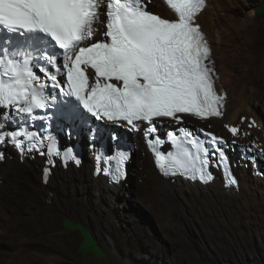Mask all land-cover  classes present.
I'll list each match as a JSON object with an SVG mask.
<instances>
[{
	"label": "snow or ice",
	"instance_id": "obj_1",
	"mask_svg": "<svg viewBox=\"0 0 264 264\" xmlns=\"http://www.w3.org/2000/svg\"><path fill=\"white\" fill-rule=\"evenodd\" d=\"M164 2L176 19L152 13L146 0H0V35L6 37L0 41V144L10 142L21 151L44 146L49 157L62 155L65 163L79 165L71 149L62 154L53 137L22 126L29 118L37 119L36 110L57 103L56 89L69 98L64 102L70 105L69 114L79 107L98 121H124L136 131L138 122H145L146 139L156 131L157 118L180 122L178 114L221 116L225 97L215 89L211 50L196 23L206 0ZM101 28L106 29L105 39L94 40ZM39 60L44 61L42 75L35 70ZM11 124L21 126L9 131ZM229 131L237 135L239 129ZM180 132L168 134L175 153L158 151L164 142L159 137L148 140L157 166L165 175L180 172L211 181L209 149L186 129ZM206 135L213 145L225 143ZM216 151L228 183L237 185L227 157L218 147ZM128 158L125 151L105 156L106 171L123 178Z\"/></svg>",
	"mask_w": 264,
	"mask_h": 264
},
{
	"label": "rangeland",
	"instance_id": "obj_2",
	"mask_svg": "<svg viewBox=\"0 0 264 264\" xmlns=\"http://www.w3.org/2000/svg\"><path fill=\"white\" fill-rule=\"evenodd\" d=\"M261 1L263 4L264 0ZM257 3L247 9L255 10L254 23L260 26L258 57L254 66L259 72L255 73L259 83L249 80L248 93L254 86H264L260 79V75H264V54L259 52L264 46V19L257 17L260 8ZM152 4L155 10L163 11L158 3ZM263 90L264 87V94ZM249 106L250 111L246 109L243 114L246 118L242 122L247 132L256 129L248 127L252 124L250 113L257 114L264 121L263 104L255 102ZM202 125L211 126L222 135H232L229 130L220 128L214 119ZM244 131L241 130L236 137L240 138L243 133L241 141L246 142ZM263 131L264 126L259 136L253 133L250 139L261 137ZM6 166L7 162L0 160V168ZM130 166L131 175L126 179V185L119 187L117 195H103L91 187L87 198L78 192L67 201L66 208L53 206L24 179L16 178L14 185L1 182L0 207L7 209L12 227H24V236L2 232L4 243L0 244V257L6 254L7 246H11L14 253L27 252L28 258L34 249L43 251L47 248L52 251L51 264H264L263 218L245 219L238 224L232 217L224 222L221 217L204 219L190 210H183L178 224L169 215V209L173 206L182 210V206L175 202L171 205L158 196L156 171L142 145ZM66 218L84 223L98 239L107 258L98 261L90 255H79L77 246L82 238L64 228ZM22 238L26 241L23 246Z\"/></svg>",
	"mask_w": 264,
	"mask_h": 264
},
{
	"label": "bare ground",
	"instance_id": "obj_3",
	"mask_svg": "<svg viewBox=\"0 0 264 264\" xmlns=\"http://www.w3.org/2000/svg\"><path fill=\"white\" fill-rule=\"evenodd\" d=\"M256 1L258 0H207V7L196 18V23L201 25V29L206 33L212 45L213 57L216 60L215 66L222 75L219 85L225 87L228 92L225 109H222L223 117L214 119L220 128L227 130L230 127H236L239 132L244 131L246 127L242 122L246 118L243 117L244 112H247L246 109L249 110L247 107L255 102L259 105L263 104L264 107V94L262 93L264 86H254L251 92L247 91L248 81L257 83L255 73H259L254 66L258 57L257 44L260 41V26L254 23L255 10L247 9L251 8L254 2L257 3ZM153 2L158 3L160 8H163V11L159 12L165 14L166 7L162 1L153 0ZM261 5L262 1L259 0L257 6ZM169 16L174 18L172 14ZM259 52L264 54V46ZM260 79L264 81L263 74L260 75ZM249 117L251 123L255 122L253 127L257 131L256 129L248 130L246 142L252 140L250 137L253 133L259 136L264 126V121L257 114L250 113ZM250 125L248 124V127ZM263 136L264 131L261 137L257 138L262 139ZM232 139L238 140L239 138L235 135ZM4 151L3 161L7 162L8 166L0 168V182L14 185L16 178L24 179L28 185L36 188L46 201H51L56 208L59 205L60 208H66L67 201L75 197L78 192L87 198L91 187H95L103 195L112 196L117 195L120 187L109 185L103 175L95 179L93 166L87 163L80 168L72 164L63 168L57 164L53 168L50 180L51 191L46 192L42 183L44 164L41 163V158L34 155L35 152L25 156L24 161L13 149L5 147L1 152ZM133 160L134 156L132 162ZM240 173V192H236L234 188L225 189L223 183L218 180L208 186H201L198 183L192 184L182 180L166 181L161 177L157 178L156 192L159 197L166 199L171 205L175 202L182 206V210L173 206L169 209V215L178 224L181 223L183 210L187 212L190 210L204 219L221 217L220 219L224 222H227L228 217H232L238 224L244 222L245 219L248 221L255 218L264 219V179L250 175L245 170H241ZM23 229L24 227H12L7 209L0 207L1 245L4 243L1 238L2 232L10 235L19 233L23 237ZM21 243L23 246L26 241L22 238ZM6 249V254L0 257V264H51L49 259L52 251L47 248L43 251L41 248L34 249L31 258L26 257L27 252L24 251L14 253L11 251V246H7ZM34 255L36 258H33Z\"/></svg>",
	"mask_w": 264,
	"mask_h": 264
},
{
	"label": "clouds",
	"instance_id": "obj_4",
	"mask_svg": "<svg viewBox=\"0 0 264 264\" xmlns=\"http://www.w3.org/2000/svg\"><path fill=\"white\" fill-rule=\"evenodd\" d=\"M151 1L153 2V0ZM161 1L164 5H166L163 0ZM152 2L149 3V8L151 11L158 13L162 15L163 17H167V18L171 17L169 16V14H172V13L167 8L164 11L165 14H162L158 10H155V8H153ZM207 5H208V2L206 0V6L204 7L202 11L205 10ZM199 26L201 28L200 24ZM201 31L205 35L206 40L211 50L210 58L212 61V66L214 67V72H215V89L218 95H223L225 97L224 102H223V107L220 109L222 112V109H225V106H226L228 92L226 91L225 87L219 85V81L221 80L222 75L216 69V66H215L216 60L213 57L212 45L208 41L206 33L202 29ZM178 116L180 117V122H177L176 120H173L171 118H157V120L154 121V124L156 125V131L152 133L149 137H147V139L145 138V135H144V129L148 125L145 122H138L140 123V130L136 131V130H132L131 127L128 126L126 122L124 121L114 123V122L107 121V120L100 121V122H97L95 120L93 124L85 128V131H84L85 133L81 137V139H78V138L71 139V141H67V136H68L66 134L67 124L63 123L65 127L64 125H58L57 127L63 130L60 132L62 133L61 136L65 142L66 147L68 149H71L72 151L75 149H80V151L82 152L83 156L82 157L78 156V159L81 162L79 165H77L74 161H71V160L65 163L63 161L62 155L49 157V155H47V151L45 153H41L39 150L38 151L33 150L30 152H25V154H22L14 147H12L11 149H13L17 154H19V156H21V160H24V157L25 156L27 157L31 152H35L34 155L42 159L40 160L42 161L41 163L44 164V169H43V174H42V179H43L42 183H43L44 190L46 192L51 191L50 180L52 178L53 168H55L57 164L60 165L61 167L63 166V168H67L68 165L70 164L74 165L77 168H80L85 163H87L89 164V166L91 165L93 166V172H94L93 177L95 179L98 176L103 175V178H105L108 184L111 186L126 185L127 183L126 178L128 176L130 177L131 175L127 171H131L130 165H132V157L133 156L136 157L137 150L139 149L141 145L143 146V149L146 150L147 154L152 160L154 169L156 171L157 178L161 177L162 179L166 181L169 180L171 182H176L177 180H182L183 182H188L192 184L198 183L201 186H208L210 184H213L215 180H218L223 183L224 185L223 187L225 189L231 190L232 188H234L236 192L237 191L240 192V180H241L240 171L241 170H245L250 175L253 174L256 177L264 179V136L262 139L252 138V140L248 142H243L241 141V138L243 137V133L240 135V138L238 140L236 139L233 140L232 138H234V136L231 135L230 133L227 135L224 134L225 136H223L220 134L222 132L213 130L211 126L203 127L202 123H207L210 119H221L223 117V113L219 117L212 116L207 119H200L190 114H178ZM108 127L115 128V131H116L115 133L114 132L110 133V131H105L104 134L108 137V139L105 137H102V135H99L98 138H94L93 135L91 136V138L89 137V135H85L86 132L87 133L91 132L93 134H96V132H99L100 129H104ZM180 129H186L187 131L191 132L200 141L204 142V146L209 149V159L211 163L208 167V171L213 176V179L211 181L204 182V181H201L199 178L192 179L188 176L181 174L180 172H176V174L169 173L165 175L164 172H162L161 169L157 166L155 153L153 152L152 148L149 147L148 140L149 139L154 140L157 137H159L164 142L160 145H157V150L164 153L165 155H167L169 152L175 153L176 149L171 143V140L169 139L168 134L173 132L175 135L179 136L181 133ZM117 133H123V135L119 136L117 139H115L113 143H111L110 139ZM206 133H211L219 138H222L223 141H225V143L213 145L210 142V136L206 135ZM244 137H247V131H244ZM107 142H108V145H110L109 146L110 148L112 147L114 148L116 146H119V147L123 146L124 151L129 153V158L124 163L125 164V169H124L125 175L123 178L119 180L115 179L114 175L109 174V172L106 171L107 169H109V164L105 162V159L103 158V160L98 161L94 154L96 146L98 147L99 145L103 143H107ZM217 147L227 157L228 168L231 171L232 176L237 179L238 181L237 185H232L228 183V176L226 175L224 165L220 161L219 152L216 151ZM1 150L2 148L0 149V152ZM61 153L63 154L62 150H61ZM4 154H5V151H4ZM99 163H100V166L97 165ZM106 258H107V254H106Z\"/></svg>",
	"mask_w": 264,
	"mask_h": 264
},
{
	"label": "water",
	"instance_id": "obj_5",
	"mask_svg": "<svg viewBox=\"0 0 264 264\" xmlns=\"http://www.w3.org/2000/svg\"><path fill=\"white\" fill-rule=\"evenodd\" d=\"M257 17L264 19V2L257 10ZM63 226L66 230L73 233H78L82 241L77 246V253L79 255L85 254L94 257L96 260H103L106 258V253L103 251L99 244L98 239L94 236L93 232L87 228L82 222H77L70 218H66L63 222ZM63 264H73L70 262H64Z\"/></svg>",
	"mask_w": 264,
	"mask_h": 264
}]
</instances>
